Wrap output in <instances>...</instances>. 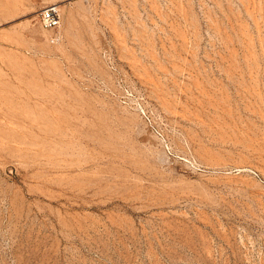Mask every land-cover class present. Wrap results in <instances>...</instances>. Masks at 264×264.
Returning <instances> with one entry per match:
<instances>
[{"label":"rangeland","instance_id":"rangeland-1","mask_svg":"<svg viewBox=\"0 0 264 264\" xmlns=\"http://www.w3.org/2000/svg\"><path fill=\"white\" fill-rule=\"evenodd\" d=\"M0 264H264V0H0Z\"/></svg>","mask_w":264,"mask_h":264},{"label":"built area","instance_id":"built-area-1","mask_svg":"<svg viewBox=\"0 0 264 264\" xmlns=\"http://www.w3.org/2000/svg\"><path fill=\"white\" fill-rule=\"evenodd\" d=\"M40 22L45 30L58 28L61 22L59 7L53 5L44 9L40 14Z\"/></svg>","mask_w":264,"mask_h":264},{"label":"bare ground","instance_id":"bare-ground-1","mask_svg":"<svg viewBox=\"0 0 264 264\" xmlns=\"http://www.w3.org/2000/svg\"><path fill=\"white\" fill-rule=\"evenodd\" d=\"M55 6H57V5H55ZM57 7H59V6H57Z\"/></svg>","mask_w":264,"mask_h":264}]
</instances>
